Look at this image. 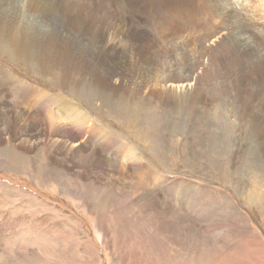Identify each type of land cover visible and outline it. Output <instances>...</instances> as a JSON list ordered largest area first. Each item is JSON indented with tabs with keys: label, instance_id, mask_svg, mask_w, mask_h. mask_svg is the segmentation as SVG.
<instances>
[{
	"label": "rangeland",
	"instance_id": "rangeland-1",
	"mask_svg": "<svg viewBox=\"0 0 264 264\" xmlns=\"http://www.w3.org/2000/svg\"><path fill=\"white\" fill-rule=\"evenodd\" d=\"M196 1L180 40L201 65L171 48L128 82L102 48L50 51L43 76L0 59V264H264V76L190 44ZM214 3L238 15L225 44L264 58V0Z\"/></svg>",
	"mask_w": 264,
	"mask_h": 264
},
{
	"label": "bare ground",
	"instance_id": "bare-ground-1",
	"mask_svg": "<svg viewBox=\"0 0 264 264\" xmlns=\"http://www.w3.org/2000/svg\"><path fill=\"white\" fill-rule=\"evenodd\" d=\"M110 1L112 0H0V59L14 67L22 66L23 63H29V65L32 64L33 66L41 64L42 71H40L41 76H43L49 73L47 67L54 63L49 60L50 51H56L60 47H67L69 51L66 52V55H69L75 48L77 52L80 49L83 53L85 50L89 51V48H94L93 50L98 53V58L95 52L85 53L91 60L96 61L100 59L101 50L99 51V49L102 48L104 53L102 51L101 58L104 57L105 59L107 56L105 52L111 51L112 54L118 55L117 58L119 60H125L123 62L124 71L128 75H119V77L122 81L128 80V82L136 77L137 74H143L142 69L146 70L144 68L145 64H147L148 68L149 65L158 67L165 60L162 61L166 52L169 55L166 59L173 58L175 55L167 50L171 48H174V50L175 48L178 49L183 59L193 58L196 65H201V61L198 59L199 55L189 54L188 47L183 45V43L185 44L184 40H180L184 34V29L187 30V26L190 25L184 19L186 17L187 4L192 0ZM214 1H196L197 8L193 7V9L199 15L202 14L201 22L197 25L202 29L203 27L207 28L208 32L202 31L203 34L196 36L194 41L190 40V44H195L198 51L202 47L207 53L206 43L213 41L214 44L212 42V45L214 47H211V50L223 52L225 56L227 55L226 57H229L228 61L231 62L227 63L228 66L232 67L235 61L239 63L234 58H245L246 62L250 61L251 69L257 72L258 75H256L260 78L263 77L264 58L263 56H260L261 58L258 56L253 49L254 47H252L253 45L249 44L248 39L241 40L239 46L225 44L226 39L223 38L226 34H222V32L226 31L230 34H235L230 26H227V23V25L225 24V22H228L226 15L229 14L233 17H238V15L235 16V10L231 12L224 10V7L217 5ZM216 8L218 9L216 10ZM177 26L181 27L177 29ZM64 38H67L66 44H64ZM145 40H150L151 43L140 49ZM154 40L158 50L155 49V53L150 55L148 53L150 50L147 49V46H150ZM23 43L33 46L28 48L29 50L24 49L22 47L24 46ZM77 57L78 55L76 54ZM164 62L165 64L161 67L168 65L171 68L169 65L172 62L171 60H165ZM140 65H142V68H139ZM244 69L248 68L245 67ZM167 71H169L168 74L170 76L173 73L176 76V71L171 72L170 69ZM184 72H186V66L181 65L179 73L182 76L178 79L163 76V82L166 87L169 82L175 83L179 80H182V85H184ZM162 74L169 76L165 73ZM228 74L234 78L236 75L234 68H231ZM261 79L264 80L263 78ZM191 80L192 78L189 77L187 83L190 84ZM233 80L238 85L245 81L244 77H241L238 82L236 78ZM44 81L46 82V80ZM238 85L237 91L239 90ZM185 87L188 86L186 85ZM169 94L173 95L174 93L169 90ZM195 98L193 99L197 102ZM68 109L70 111L72 106L69 105ZM243 111L242 117L247 113L245 111L248 110ZM70 112L73 115L75 114L73 109Z\"/></svg>",
	"mask_w": 264,
	"mask_h": 264
}]
</instances>
